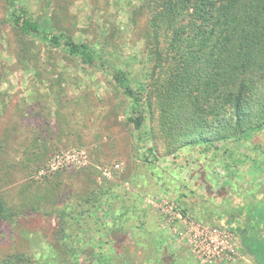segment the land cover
<instances>
[{
	"label": "rangeland",
	"instance_id": "rangeland-1",
	"mask_svg": "<svg viewBox=\"0 0 264 264\" xmlns=\"http://www.w3.org/2000/svg\"><path fill=\"white\" fill-rule=\"evenodd\" d=\"M148 1L24 4L153 95L173 65L150 55ZM130 108L108 71L20 36L0 0V197L16 212L0 222V264H201L176 211L234 234L218 264H256L240 238L249 225L264 238V130L168 154L154 114L138 133ZM241 203L257 222L228 221Z\"/></svg>",
	"mask_w": 264,
	"mask_h": 264
},
{
	"label": "trees",
	"instance_id": "trees-1",
	"mask_svg": "<svg viewBox=\"0 0 264 264\" xmlns=\"http://www.w3.org/2000/svg\"><path fill=\"white\" fill-rule=\"evenodd\" d=\"M7 4L10 24L23 38L108 71L130 100L134 130L139 133L154 114L168 154L264 130V92H259L264 84V0H149L150 55L157 65H173L153 95L134 88L128 72L98 46L77 42L33 18L24 0ZM15 213L0 197V222L12 221ZM253 219L252 211H245V220ZM240 247L256 264H264V238L253 228L242 234Z\"/></svg>",
	"mask_w": 264,
	"mask_h": 264
},
{
	"label": "built area",
	"instance_id": "built-area-1",
	"mask_svg": "<svg viewBox=\"0 0 264 264\" xmlns=\"http://www.w3.org/2000/svg\"><path fill=\"white\" fill-rule=\"evenodd\" d=\"M174 219L184 221L186 233L194 252L201 264H218L231 260L235 247L234 234L229 230H222L205 224H196L184 212H177Z\"/></svg>",
	"mask_w": 264,
	"mask_h": 264
},
{
	"label": "crops",
	"instance_id": "crops-1",
	"mask_svg": "<svg viewBox=\"0 0 264 264\" xmlns=\"http://www.w3.org/2000/svg\"><path fill=\"white\" fill-rule=\"evenodd\" d=\"M233 206H231L230 210L226 211V216H227V219L228 221H236L238 222L239 220L241 221H245L246 223H248L249 225V222L247 220H245V211H249L248 209H243V204L241 203V206L240 207H235V208H232ZM242 210V212L240 211ZM252 211V210H250ZM253 215H254V219L252 220L253 223L257 222V214L258 213H254L252 211ZM251 223V222H250ZM248 228H252L251 225L247 226V228L245 229V231L248 229ZM244 231V232H245Z\"/></svg>",
	"mask_w": 264,
	"mask_h": 264
}]
</instances>
